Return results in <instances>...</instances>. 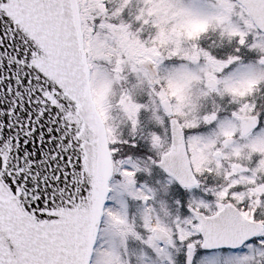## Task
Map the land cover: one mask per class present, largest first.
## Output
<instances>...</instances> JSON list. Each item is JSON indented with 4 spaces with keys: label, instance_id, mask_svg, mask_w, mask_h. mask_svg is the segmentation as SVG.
<instances>
[{
    "label": "snow or ice",
    "instance_id": "6c2138e0",
    "mask_svg": "<svg viewBox=\"0 0 264 264\" xmlns=\"http://www.w3.org/2000/svg\"><path fill=\"white\" fill-rule=\"evenodd\" d=\"M0 264H264V0H0Z\"/></svg>",
    "mask_w": 264,
    "mask_h": 264
}]
</instances>
